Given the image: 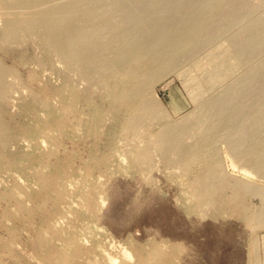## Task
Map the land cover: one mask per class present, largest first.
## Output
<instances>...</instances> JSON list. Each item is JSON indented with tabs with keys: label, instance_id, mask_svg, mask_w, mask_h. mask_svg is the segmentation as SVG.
<instances>
[{
	"label": "rangeland",
	"instance_id": "obj_1",
	"mask_svg": "<svg viewBox=\"0 0 264 264\" xmlns=\"http://www.w3.org/2000/svg\"><path fill=\"white\" fill-rule=\"evenodd\" d=\"M242 1L253 17L264 16V0ZM249 20L148 83L143 98L160 115L145 118L139 132L81 65L56 53L39 65L35 57L44 46L38 39L0 45V58L14 69L13 98L0 102V264H264V223L247 219L264 210V178L228 161L222 185L249 181L254 191L239 195L229 210L216 206L222 197L232 200L230 194L195 208L186 174L203 165L180 164L176 155L166 159L156 144L147 145L166 124L195 116L203 99L197 88L213 68V52L232 50L231 34ZM260 62L264 51L251 66ZM194 137L201 142L204 135ZM225 140L218 149L226 150ZM145 147L152 168L137 162ZM154 251L160 258L150 256Z\"/></svg>",
	"mask_w": 264,
	"mask_h": 264
},
{
	"label": "bare ground",
	"instance_id": "obj_2",
	"mask_svg": "<svg viewBox=\"0 0 264 264\" xmlns=\"http://www.w3.org/2000/svg\"><path fill=\"white\" fill-rule=\"evenodd\" d=\"M252 13L242 0H0V45L23 46L38 39L44 46L35 57L39 65H46L52 53L67 64L81 65L87 79L104 85L109 101H118L113 109L126 113L128 127L139 132L145 118L160 115L143 98L148 83L251 18L231 34L232 50L213 52V68L197 88V97L203 99L195 116L184 118L181 125L165 123L147 141L164 150L166 159L176 155L180 164L203 165L186 174V191L196 197L195 208L215 195L230 194L232 200L222 197L216 206L229 210L239 205V195L254 190L249 181L223 186L224 164L229 161L237 170L264 178V62L251 66L264 51V16ZM10 77L14 69L0 58V102L13 98ZM220 83L224 89L215 92ZM199 133L204 135L201 142L194 140ZM220 139L228 141L226 150L218 149ZM137 162L147 168L155 164L146 147ZM247 219L264 223V210ZM150 256L160 258L161 253ZM144 259L140 255L139 262Z\"/></svg>",
	"mask_w": 264,
	"mask_h": 264
}]
</instances>
